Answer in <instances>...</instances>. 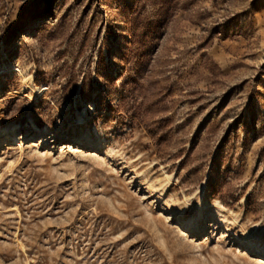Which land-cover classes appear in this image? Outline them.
I'll list each match as a JSON object with an SVG mask.
<instances>
[{
    "label": "rangeland",
    "instance_id": "obj_1",
    "mask_svg": "<svg viewBox=\"0 0 264 264\" xmlns=\"http://www.w3.org/2000/svg\"><path fill=\"white\" fill-rule=\"evenodd\" d=\"M0 65V264H264V0H0Z\"/></svg>",
    "mask_w": 264,
    "mask_h": 264
},
{
    "label": "bare ground",
    "instance_id": "obj_2",
    "mask_svg": "<svg viewBox=\"0 0 264 264\" xmlns=\"http://www.w3.org/2000/svg\"><path fill=\"white\" fill-rule=\"evenodd\" d=\"M1 66L2 65H0V70H1ZM20 74H21L22 77H24L23 73L20 72ZM24 84L27 86L28 89L33 90L35 92H37V91L39 92L38 88H32V86L30 85L31 84L30 83V79L24 80ZM92 107H93L92 103H89V104H87V107L85 106V108L79 110V113H78L79 118L78 119L82 120V116L81 115L82 114H86L87 109H91ZM28 127H29L30 130H33L32 132L38 130V126L36 124H34V123L28 124ZM85 127L87 129L88 134H89V135H87V137L86 136L84 137V138H86L85 140H86L87 143H92L93 141H97V140L101 139V136H100V134L98 132H96V131L95 132H91L90 127H87V125ZM19 128L20 127L18 125H16V124L10 125L9 127L0 126V146L8 144V143H13V144L14 143H19V139L15 135V133L18 131ZM69 131L70 130L68 128L62 126L55 132H57V134H59V135H65L66 133H69ZM71 131L73 133L74 129L73 130L71 129ZM82 139H83V137L80 140L82 141ZM207 212H206V209L204 210L202 208H197L196 212L194 214H192L187 219H184L183 224H184L185 228L188 229V230H192L193 228H195L198 225L197 224L198 220H201L204 223L206 221V218H207ZM195 230H196V228H195ZM202 231H204V230H202Z\"/></svg>",
    "mask_w": 264,
    "mask_h": 264
}]
</instances>
